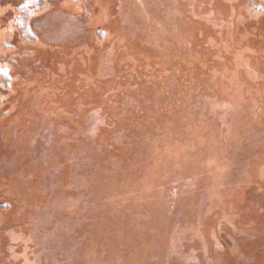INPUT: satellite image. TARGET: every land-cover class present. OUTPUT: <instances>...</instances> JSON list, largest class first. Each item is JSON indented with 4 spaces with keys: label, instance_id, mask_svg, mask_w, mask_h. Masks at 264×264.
<instances>
[{
    "label": "rangeland",
    "instance_id": "374dc122",
    "mask_svg": "<svg viewBox=\"0 0 264 264\" xmlns=\"http://www.w3.org/2000/svg\"><path fill=\"white\" fill-rule=\"evenodd\" d=\"M0 264H264V0H0Z\"/></svg>",
    "mask_w": 264,
    "mask_h": 264
},
{
    "label": "trees",
    "instance_id": "16d2710c",
    "mask_svg": "<svg viewBox=\"0 0 264 264\" xmlns=\"http://www.w3.org/2000/svg\"><path fill=\"white\" fill-rule=\"evenodd\" d=\"M38 4H39V0H38ZM18 26L19 28L22 29V32L25 34V33H29V26H28V13L25 12V11H19V15H18Z\"/></svg>",
    "mask_w": 264,
    "mask_h": 264
}]
</instances>
